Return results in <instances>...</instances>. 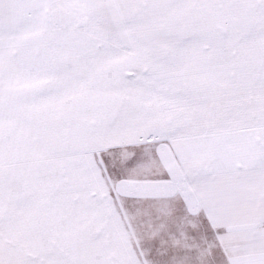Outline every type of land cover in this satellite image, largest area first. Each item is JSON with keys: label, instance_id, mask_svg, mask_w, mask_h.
<instances>
[{"label": "snow or ice", "instance_id": "obj_1", "mask_svg": "<svg viewBox=\"0 0 264 264\" xmlns=\"http://www.w3.org/2000/svg\"><path fill=\"white\" fill-rule=\"evenodd\" d=\"M0 264H264V0H0Z\"/></svg>", "mask_w": 264, "mask_h": 264}]
</instances>
